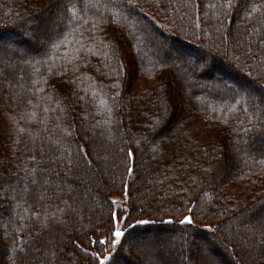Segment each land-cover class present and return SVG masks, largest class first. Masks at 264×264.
<instances>
[{"label":"trees","instance_id":"1","mask_svg":"<svg viewBox=\"0 0 264 264\" xmlns=\"http://www.w3.org/2000/svg\"><path fill=\"white\" fill-rule=\"evenodd\" d=\"M43 13L57 20L53 34ZM184 24L199 43L175 37ZM23 29L42 38L35 50ZM0 37V177L16 175L4 182L0 250L11 264H134L136 242L161 228L219 242L226 263L264 255V66H253L254 83L215 52L203 65L165 53L208 38L227 56L238 44L245 55L264 51V0H0ZM219 65L258 96L223 75L200 76ZM174 89L187 96L180 110ZM89 153L111 174L104 185ZM85 175L94 184L85 180L81 193L69 178ZM111 194H126V206L115 208Z\"/></svg>","mask_w":264,"mask_h":264},{"label":"rangeland","instance_id":"2","mask_svg":"<svg viewBox=\"0 0 264 264\" xmlns=\"http://www.w3.org/2000/svg\"><path fill=\"white\" fill-rule=\"evenodd\" d=\"M42 15H43V18L46 22L48 21V19L49 20L51 19L50 20V21H52L51 34H53L56 31L55 23L57 22V20L53 19L51 16L49 17V14H47V13H43ZM45 21H40L39 25L37 24V22L36 23L32 22L33 25L31 24V26H29V25L28 26L32 28V26L37 27V25H38V27H40V25H42ZM182 28L186 33L181 31ZM182 28L180 29V27H179V32H178L179 35L175 34V37H178L179 40H182L183 36L189 35L188 37L190 38V40L199 43L200 37L198 35L194 36V35H190L187 33L188 30H187L186 24H184ZM218 29H220V25L217 22L216 25L214 24V26L211 28V31L214 32ZM23 30L27 33L26 34L27 37L25 38L27 40L26 47L28 46L27 48H29L31 51L33 49L35 50L38 43L40 41H42V38L40 37L38 32L32 33L26 29H23ZM236 31H237V28H236ZM119 32L120 31H118V33ZM117 35H118V40H119L120 46H122L123 49H125V50L130 48L129 47L130 45H128V43L126 42V39H125L123 33L120 32V34H117ZM235 35L241 36V34H239L238 32H236ZM44 37H46V35H44ZM217 43H218V41H217ZM217 43L213 42V40H210L209 38L205 39V42L203 41V43H202L203 45H200V47H199L200 49H197V50L195 49L196 48L195 46L191 47L192 45L187 47V48H182V46L180 45L181 49L178 48L177 46H170L169 45L165 48V53L167 54L168 57L169 56L172 57L175 54L180 53L185 57L195 58V59L199 60L200 64L203 65L206 62L207 54L211 55L215 52L214 56L218 60L225 61L229 65L231 64L232 65L231 67L234 68L235 71L239 72V70H241V72L242 71H246V73L249 72L250 74H248V77L250 76V78L255 83V81H257L258 77H257V74L255 73V71L253 69V66H255V64L259 65L260 67L264 66V51H260L257 53L256 51L252 50L251 52H249V54L245 55V50L242 49L241 44H238L236 46V48L232 49L229 52V54L227 53L228 54V56H227L224 54V51L220 52L221 46H219V45H221V44H217ZM239 43H240V41H239ZM225 46H226V44H225ZM226 47H228V44ZM6 52L7 51L2 53L3 56L0 55V57L6 58L7 54H8ZM0 60L2 61V59H0ZM1 61H0V63L2 64ZM6 64H8V63H6ZM220 66L221 65H219V67H214V66L211 68L205 67L206 68V69L204 68L205 71L203 70V72L201 73L200 76L204 77L205 74L211 75V73H212V75H215V76H217V75L222 76L223 75L222 80H224V81H226V80L235 81V86L237 88L239 87L238 89L241 88L240 89L241 91H242V89L245 90L246 92L251 91L252 93H254L255 95L258 96V92L256 91V89L254 90L253 89L254 87H251V86L249 87V85L245 79L243 80L239 76L234 75L232 73L233 71L231 69H227V67H224V66L220 67ZM221 68H223V69H221ZM168 71L169 70H167V73H168ZM170 72L172 75L174 74L173 70H171ZM232 77H233V79H232ZM177 90L179 91V89H177ZM177 90H175V89L171 90V92L175 96V97H173L174 101H172L171 104L178 106V109L180 110L179 106H181V104H182L181 102H183V100H186L187 96L186 95H180ZM174 92H176L178 94H176ZM227 137L228 136H225V139H224L226 141L224 143L225 151L223 153H225L226 157L229 160H231L232 158L235 157L234 151L233 150L231 151L233 141H229V139H227ZM127 143H129V142H127ZM107 147H108V145H106L102 141L101 150L105 151L104 149H106ZM108 149H110V148L108 147ZM45 151L46 150L44 149V152ZM89 155H90V158H91L92 163H93V171H95L96 178L98 179L99 183L104 185V183H106L105 182L106 179L111 178V174L110 173L105 174L103 169L100 168L101 167L100 164L102 162H100L99 160H97L95 158L94 153H89ZM147 157H148L147 159H149V157L151 158L150 153H148ZM40 163L43 167H46L44 160L42 162L37 161V164L40 165ZM94 165H95V167H94ZM70 167H72V164L68 167V169ZM85 168H84V171L88 172V171H86L87 169H85ZM59 169H60V167L58 168V171H63L62 169H60V170ZM1 171H4V174H5V170L0 168V176H2ZM63 173H66V171H63ZM8 174H9V176H7V177H5V176L3 178L0 177V179L4 180L3 182L0 181V229L2 228L1 227L2 218L4 217V214L7 213L6 210L9 206L8 199L4 197L5 194L8 193L9 189H7V185H5L4 182L9 181V179L7 180V178L16 176L15 172H13V170L10 172L8 171ZM85 176L86 177L82 176V177L75 179V180L69 178V182L74 183V185L77 184V185L83 187L80 190L81 193L89 192V190H87V189L85 190V187L87 184H94L93 181H91L89 178L90 175H85ZM83 177L86 179H84ZM114 178H115V176H114ZM85 180H87V184H85ZM90 188H91V191H93V192L97 190L99 193H102V194L106 193V190H104L105 189L104 186H103L102 191L99 190L98 187L96 189L95 185H90ZM43 190H44V188H43ZM44 191H43L44 194L42 193V195L44 196L43 197L44 201L51 199L52 197H50V193H49L50 191H47V190L45 192ZM63 196H64V194H63ZM68 198L71 200L72 196H68ZM77 198H79V196ZM111 199L114 202L115 208H117V207L123 208L126 206V194H124V195L111 194ZM2 213H4V214H2ZM119 224H120V220L117 219L115 222V229L113 231L114 235H115L113 238V246H112L113 248L116 246V243L119 240V236H120ZM259 225H261V227L264 228V223L261 222ZM3 233L1 234V230H0V243H3L2 240L7 237V235H3ZM147 233H148V237L145 238L144 241H141V242L137 241L136 242L135 246L137 248H139V250L137 251V253L133 254L132 260H133L134 264H160L162 262L161 261L159 262V260L157 259V255H156L157 253L160 254V252L162 253L161 254L162 256L160 258L168 260V261H166L167 264L172 263V261H169V259L179 261L182 264H197L198 258H200L201 256H204L206 258V261L208 259L211 260L212 264H216L215 262H219V261H221V264H230V263H226L225 253H224L222 246L219 244V242L217 243L216 241H209L207 239L202 238L201 235H199V234H196V233H187L186 234L182 231H179L178 234L177 233L175 234L174 231H170L167 228H161L159 230L150 229ZM184 239H188V241H191V244L189 243V245H187L186 243H184ZM204 241H205V243H204ZM12 247H13L12 244H10V246L7 245L6 246V252L9 253V250L12 249ZM49 249H48V251L50 252ZM70 250H72V249H70ZM51 253L49 254V257L53 256V254H51ZM41 255H43V253H40L39 256H41ZM44 255H46V254H44ZM0 256H1L0 264H11L12 263V260L9 261V259H6V258H8L7 254L2 255L1 250H0ZM50 260H52L51 257H50ZM69 260L70 261L73 260L71 256H70ZM39 263H41V261H39ZM166 263H163V264H166ZM251 263L252 264H264V255L263 256H260V255L256 256L255 255V257L252 258Z\"/></svg>","mask_w":264,"mask_h":264}]
</instances>
